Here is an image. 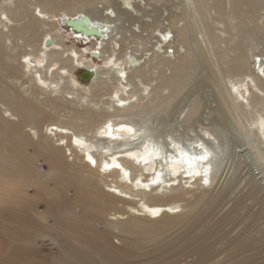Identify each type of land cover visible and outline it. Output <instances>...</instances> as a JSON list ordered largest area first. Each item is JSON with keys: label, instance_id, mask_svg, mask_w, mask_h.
<instances>
[{"label": "bare ground", "instance_id": "6f19581e", "mask_svg": "<svg viewBox=\"0 0 264 264\" xmlns=\"http://www.w3.org/2000/svg\"><path fill=\"white\" fill-rule=\"evenodd\" d=\"M263 14L264 0H0V200L26 202L13 220L24 233L0 224V264H264L262 182L252 173L237 199L207 195L229 171L215 134L159 132L153 119L199 69L226 76L233 105L254 117L264 176ZM158 66L172 74L155 86ZM43 185L50 213L38 222L24 212ZM47 215L67 242L54 257L34 247Z\"/></svg>", "mask_w": 264, "mask_h": 264}, {"label": "rangeland", "instance_id": "374dc122", "mask_svg": "<svg viewBox=\"0 0 264 264\" xmlns=\"http://www.w3.org/2000/svg\"><path fill=\"white\" fill-rule=\"evenodd\" d=\"M14 7V6H13ZM38 13V12H37ZM54 16V15H52ZM64 14L59 15L58 20H62ZM264 17V14H263ZM56 18V20H57ZM182 25V23H181ZM61 32L65 35L71 34V31H66L65 25H62ZM69 46H71V41H67ZM82 50H85L88 45H80ZM19 51V50H18ZM17 51V52H18ZM182 54H184V50H181ZM158 60L155 59L154 63H157ZM155 78L157 79L154 81L153 85L160 86L161 78H165V76H169L172 74V71L164 68L162 66H158L155 70ZM192 81L187 84L185 89L176 96L169 104L162 105L155 112L153 119L155 120L154 126H156L157 131H162L165 133L176 131L180 134L184 135H195L198 131L202 136H205V133L201 131V126L205 129H208L210 133L215 134L217 142H219L224 148L223 158L228 162V170L226 175V182L218 187L217 189H208L207 195H216L224 188L235 189V193L231 196L232 199L239 198L242 193H245L249 189L251 183H253V179L251 174L255 175L259 181L262 182V186H264V176L261 173V169H259L258 163L254 160V156H252V152H256L255 149L260 148V142L257 140L255 132L251 131L252 129V120L254 119L253 116L250 114H246L244 110L237 109L235 105H233L231 98L227 92V77L220 76V75H212L210 70L208 69H199L194 75H192ZM137 82L141 81L140 79H136ZM82 92H78L81 94ZM170 94V90L164 91V95L168 96ZM98 100V97L95 98ZM221 100V103L219 104ZM73 104L69 106L60 107L57 110V115L54 117V121H64L67 122L71 114H69L72 107L77 106L79 104V98L75 97L72 100ZM198 102L200 104V110L195 114L192 111H187L190 109V105ZM222 104L227 105L230 109L224 108ZM80 105V104H79ZM0 109L4 111L5 106L1 107ZM184 109L185 113L181 114L180 118L179 115L181 111ZM86 112V111H85ZM9 116V113L5 114ZM186 116V117H185ZM52 119H47L44 123L50 122ZM44 123L42 127L44 128ZM45 129V128H44ZM207 135V134H206ZM214 137V136H213ZM258 150V149H257ZM34 148L31 147L29 152L34 153ZM261 153H258L260 156ZM39 165H43L47 170L49 166L46 164V161L43 157L38 159ZM264 167V165H263ZM111 181L113 180L110 178ZM109 180V179H108ZM252 180V181H251ZM9 181L6 179V183ZM52 186L54 183L50 182ZM45 187L39 186L40 190L31 187L28 189V196L32 198V202L34 203V207L30 209L26 208L25 212L26 215L32 219L37 220L38 222H42L39 218L37 219V213L48 211V201L50 197L46 195H42L43 191L41 188ZM193 189V188H192ZM70 197L73 198L75 195V189L71 188L69 190ZM41 193V194H40ZM240 194V195H239ZM102 195H99L98 198H101ZM237 197V198H236ZM192 198L190 195L187 197V200ZM3 200H0V210H6L12 215V220L10 221H3L0 220V224L8 225L13 227V229H17L18 231L25 232L24 226L17 221L14 220L15 214L18 212L19 208L22 209L25 203L24 200H17L10 196L3 197ZM251 203V202H250ZM181 206H185L186 202H181ZM231 205V202L228 206ZM19 210V211H20ZM186 210H184L185 212ZM107 214H111L110 211L107 210ZM47 219H43V224L39 225L41 227L48 226L51 231H48L45 235L38 234L37 241L34 243V247L40 251V256L45 257H54L59 253H63L66 250V239L62 236L61 238L57 236L56 226L58 225V220L54 217H50L47 215ZM133 222H135L133 220ZM38 226V225H37ZM55 228V229H54ZM99 229L105 231L107 228L104 223L99 224ZM22 246H26L27 244L23 241L19 242ZM72 244H77L73 242ZM7 250L4 252L6 253ZM142 253L144 251H141ZM4 255L0 256L3 258ZM29 264L36 262L40 264V260L29 258ZM190 261V260H189ZM145 264V263H144ZM150 264V263H146ZM181 264H188V261L181 262Z\"/></svg>", "mask_w": 264, "mask_h": 264}, {"label": "water", "instance_id": "95a60500", "mask_svg": "<svg viewBox=\"0 0 264 264\" xmlns=\"http://www.w3.org/2000/svg\"><path fill=\"white\" fill-rule=\"evenodd\" d=\"M92 76V73H83L82 74V79L83 80H87V79H89L90 77Z\"/></svg>", "mask_w": 264, "mask_h": 264}]
</instances>
